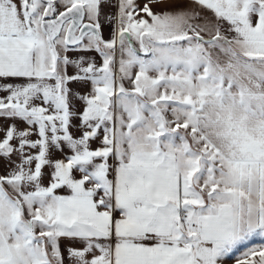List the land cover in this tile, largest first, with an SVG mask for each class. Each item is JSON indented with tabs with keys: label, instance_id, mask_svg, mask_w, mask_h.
Listing matches in <instances>:
<instances>
[{
	"label": "snow or ice",
	"instance_id": "obj_1",
	"mask_svg": "<svg viewBox=\"0 0 264 264\" xmlns=\"http://www.w3.org/2000/svg\"><path fill=\"white\" fill-rule=\"evenodd\" d=\"M160 3L0 0V264H264V0Z\"/></svg>",
	"mask_w": 264,
	"mask_h": 264
},
{
	"label": "crops",
	"instance_id": "obj_2",
	"mask_svg": "<svg viewBox=\"0 0 264 264\" xmlns=\"http://www.w3.org/2000/svg\"><path fill=\"white\" fill-rule=\"evenodd\" d=\"M165 1H167V0H165ZM166 4L167 3H164V5L159 4L158 8H162V6L164 7ZM258 243H261V241L260 240H254V241L250 242L248 246H252L253 244H258ZM245 250H246L245 246H239L238 250L232 255V258L225 260V264H236V259L239 258L242 255L243 251H245Z\"/></svg>",
	"mask_w": 264,
	"mask_h": 264
},
{
	"label": "rangeland",
	"instance_id": "obj_3",
	"mask_svg": "<svg viewBox=\"0 0 264 264\" xmlns=\"http://www.w3.org/2000/svg\"><path fill=\"white\" fill-rule=\"evenodd\" d=\"M170 2H171V0H167V1L162 0L160 4L164 5V3H170ZM162 8H163V6H162ZM158 9H159V8H158ZM158 9H157V10H158Z\"/></svg>",
	"mask_w": 264,
	"mask_h": 264
}]
</instances>
